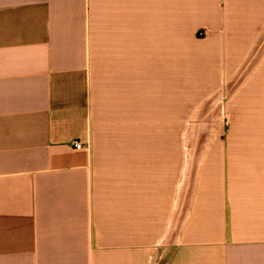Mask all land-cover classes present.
I'll return each mask as SVG.
<instances>
[{"label": "crops", "instance_id": "0c3cea01", "mask_svg": "<svg viewBox=\"0 0 264 264\" xmlns=\"http://www.w3.org/2000/svg\"><path fill=\"white\" fill-rule=\"evenodd\" d=\"M0 264H264V0H0Z\"/></svg>", "mask_w": 264, "mask_h": 264}, {"label": "rangeland", "instance_id": "374dc122", "mask_svg": "<svg viewBox=\"0 0 264 264\" xmlns=\"http://www.w3.org/2000/svg\"><path fill=\"white\" fill-rule=\"evenodd\" d=\"M204 116H207L204 114ZM215 116V117H214ZM213 118H209V119H206L207 121H210L211 124L210 125H201V126H194V127H191L192 130L190 133H194V134H205V135H209V134H212V133H215L218 129V122H222V118H219L222 116V111L221 109L218 111L215 112ZM201 121H204V118H201ZM205 122V121H204ZM203 139L200 141V145L199 147L202 148L203 147ZM198 147V148H199ZM197 160V158L195 159ZM194 160V161H195Z\"/></svg>", "mask_w": 264, "mask_h": 264}, {"label": "built area", "instance_id": "2783aa9c", "mask_svg": "<svg viewBox=\"0 0 264 264\" xmlns=\"http://www.w3.org/2000/svg\"><path fill=\"white\" fill-rule=\"evenodd\" d=\"M75 145H76V147H78V148H81V147L83 146L82 142H80V141H77V142L75 143Z\"/></svg>", "mask_w": 264, "mask_h": 264}]
</instances>
